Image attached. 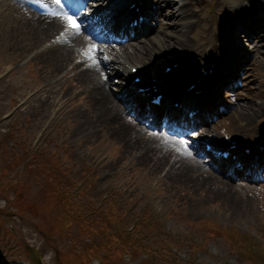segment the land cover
I'll use <instances>...</instances> for the list:
<instances>
[{
    "label": "rangeland",
    "instance_id": "rangeland-1",
    "mask_svg": "<svg viewBox=\"0 0 264 264\" xmlns=\"http://www.w3.org/2000/svg\"><path fill=\"white\" fill-rule=\"evenodd\" d=\"M200 6L204 8L205 1ZM252 15L259 18L254 10ZM161 29L166 30L162 24ZM241 41L243 49L256 56L261 42L244 36ZM12 45L5 33H0V76L5 74L0 79V264H78L77 258H84L85 264H100L99 255L104 264L255 263L257 258L247 250L239 233L261 236L254 221L258 214H264V197L259 192L250 198L249 193L235 188L234 182L211 172L203 163H194L189 155L171 168L165 166L168 151L131 145L138 139L136 130L120 131L119 123L130 124L124 120V110L116 114V108L108 107L104 111L106 116L115 113L119 123L113 119L94 122V99L83 85H77L72 71L52 75L53 68L33 57V52L13 53ZM260 52L263 58L264 47ZM252 61V56H247L241 63L247 75ZM246 80L243 78L235 91L236 107L257 100L252 84L244 88ZM42 85H48L46 90L31 95L32 88ZM51 90L55 92L52 102L41 104L40 98ZM261 115L264 118V112ZM223 118L229 120L228 116ZM246 120L244 117L243 123ZM243 123H233L227 129L244 136L242 130L256 124V131H264L262 119L247 126H241ZM212 124L210 129L218 127ZM110 127L116 135L110 133ZM53 153L57 159L49 160ZM72 186L87 190L75 194L68 189ZM229 193L240 203L235 206L237 202H232ZM145 208L159 219L163 216L151 226L150 238L143 240L148 248L133 250V260L122 259V253L111 258V248L120 250L118 244L128 239H142L135 233L149 225L138 223L134 233H127V229ZM159 238L176 246L172 248L175 254L171 252L174 257L167 256Z\"/></svg>",
    "mask_w": 264,
    "mask_h": 264
},
{
    "label": "bare ground",
    "instance_id": "bare-ground-1",
    "mask_svg": "<svg viewBox=\"0 0 264 264\" xmlns=\"http://www.w3.org/2000/svg\"><path fill=\"white\" fill-rule=\"evenodd\" d=\"M42 1L53 8H62L64 11L63 15H80L82 18H86L85 15L81 13V10H86L88 13L98 12L100 19L111 28H114V22L117 21V11L124 15H129L131 13V11H123V7H120L122 10L119 9L118 4L123 0H98L102 5L108 6L109 9H101L91 3L92 0H61L59 4L56 3V0ZM154 1H156L155 5L159 9L157 10L155 8L152 10L148 7L149 11L146 13L148 23H151L150 20L156 18V24H162L166 30L158 28L157 32L151 35L149 33H151L152 28L145 24L142 25L143 21L137 22L134 26L125 27L123 33L129 37L128 43L115 46V48H113L112 45H107L105 47V53L102 54L99 50H93V60L89 61L86 65L85 62L82 61V58H87L89 52L83 49L92 46L94 43L87 34H91V29L97 31L100 33L99 35H92V37L97 40L103 33L105 35L108 27L104 28L99 23L95 24L91 22L88 29L82 31L79 27V31L77 32L67 26L66 21L62 19L63 15L58 16L54 13L48 15L39 14L20 5L16 0H0V33H5V39L13 44V53L22 51L25 54H29L35 50L34 56L43 64H49L51 68H53L52 75L54 72H64L68 66H70L69 68L72 70H76L78 84L87 87L91 94V98L94 99V108L97 109L94 122L113 119L112 122L119 123L120 119L115 117L118 113L117 111L115 112L116 114L111 111L108 116L104 114V111L108 109V107L118 110L120 108L118 104L120 101V103L127 108L129 102L133 100L141 104L140 109L142 110L143 104L147 102L148 95L153 94L151 88L144 90L142 96H140L139 92L132 89L133 86L137 88L138 86L152 85V83L149 82L142 85L140 82H132L130 67L138 66L150 72L151 69H147L146 63L149 59L151 60L153 56L158 58L162 57V54H167L172 57L178 52L189 53L190 51H196L205 56V61H207V63L212 62L215 65L213 66L215 70L220 71L222 69L219 47L225 41L226 34L215 32L212 24H209L207 21V18L213 19L215 17L221 3L218 2L215 6H208V9L205 11V7L201 8L200 4L206 0ZM222 2L225 4L229 3L228 5L231 7L233 16L239 14L240 19L242 18L243 22L241 26L250 29L246 37L250 41L259 40L261 42L260 47H256V50L259 52L256 53L252 63L249 65L250 69L248 75L245 73L246 70L242 75V77L247 79L245 81L246 87L247 84H252L250 89L252 90V95H254L253 97H256L257 100L254 103L245 101L244 103L238 104L236 108L234 107L229 116V120L220 121L223 132H225L224 129L226 126L234 125L233 123L240 126V124L243 123L244 117L247 118V120L244 121L241 126H247L250 117L255 119L257 116H262L261 114L264 112V56L261 58L260 52L264 47V21L258 20L252 15V10L261 12L259 11L260 6L262 9V5L260 4L261 0H222ZM133 14L136 15L134 12ZM245 16L247 18L250 16L248 21ZM227 20L228 18L225 19V21ZM249 25L252 26V28H249ZM61 30L69 33L67 41L62 40L58 42L54 39V36L59 34ZM133 30L134 34L132 33ZM138 33H141L142 37H135ZM17 34L18 36H16ZM103 39L107 41L105 36ZM23 47L26 49H23ZM228 70L229 68L226 65L223 67L222 71L226 73ZM173 71H175V68L171 67V72ZM111 74L120 77V79L126 83L125 85H119L118 92H120V96L118 97H121V99L118 98V101H116L114 95L117 94V92L114 93V91H111L108 84L110 80L109 75ZM220 79L221 75L216 79L218 80V84L220 83ZM105 84H108V86L106 87ZM155 85L159 86L158 84ZM216 89L217 83L212 81L209 90L206 92L209 99H212L211 96L216 93ZM43 90H46V88L44 87L41 89V91ZM53 93L55 92L52 90L47 91L46 96L39 100L41 104L52 102ZM155 93H161V100L166 98L165 103H169L172 99L168 92L163 91L162 88H158ZM189 98L190 96H181L180 99H178L179 102H181V106L199 108L200 105L197 102L204 103L201 101L190 102ZM259 99L261 101L257 102ZM215 101H217V99ZM147 104L150 109L155 107L151 103ZM205 107L207 110L210 106L206 104ZM78 114L83 115L81 111H78ZM199 120L202 121L203 118L199 117ZM119 124L120 131L123 133L130 129L129 124ZM108 129L112 135L117 134L114 127ZM225 130L227 131V129ZM197 131H199V129H197ZM254 131L255 127L253 124L245 134L251 135ZM206 132L207 129L203 128L198 132V135L200 136ZM128 142L131 141L128 140ZM130 144H139V146L146 148V150H151L150 145L144 142L143 139H136ZM231 150L235 151V149ZM238 153L241 159H246L243 152ZM213 159L220 163H226L228 161L227 158H223L221 155H214ZM252 160H254V162L257 161L254 157ZM195 163L198 165L200 164L197 160H195ZM191 165L194 166L193 164ZM234 173L241 174V170L234 169ZM209 177H212V175H209ZM246 178H250V176H246ZM237 188H241V186L237 185ZM230 191L231 190L228 189V192ZM229 194L231 199H233L232 202H237L233 193ZM239 203L240 201H238L235 206Z\"/></svg>",
    "mask_w": 264,
    "mask_h": 264
},
{
    "label": "snow or ice",
    "instance_id": "snow-or-ice-1",
    "mask_svg": "<svg viewBox=\"0 0 264 264\" xmlns=\"http://www.w3.org/2000/svg\"><path fill=\"white\" fill-rule=\"evenodd\" d=\"M60 2L61 0H56L57 4H59ZM55 15H58V14H55ZM62 19L66 21V24L69 28L76 30L77 32L79 31L80 25L78 23V20L74 18L72 15L65 14L62 16ZM92 52H93V49H90L88 53L89 58H92Z\"/></svg>",
    "mask_w": 264,
    "mask_h": 264
}]
</instances>
